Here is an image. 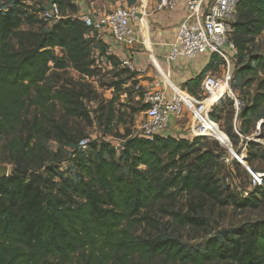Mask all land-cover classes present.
<instances>
[{
	"label": "trees",
	"instance_id": "obj_1",
	"mask_svg": "<svg viewBox=\"0 0 264 264\" xmlns=\"http://www.w3.org/2000/svg\"><path fill=\"white\" fill-rule=\"evenodd\" d=\"M56 3L62 9L63 0ZM47 22L19 0L7 8L0 6V163L6 160L13 165L9 176L0 177V264H146L157 256L169 264H263L264 219L212 236L204 249H188L176 237L137 233L145 224L155 228L156 206L171 207L181 194L256 208L264 181L240 198L214 171L219 158L214 151L198 149L193 162L186 164L203 137L150 140L127 132L120 156L119 147L110 141L95 140L87 149H79L78 142L85 136L75 141L70 122L93 121L84 103L90 85L64 78L61 72L72 67L81 76L97 75L94 35L71 15ZM25 24L30 28H22ZM263 30L264 0H242L231 33L238 50L233 82L264 71V54L248 53V43ZM215 67L218 64L210 62L193 84L186 85L188 91L198 95L205 73ZM134 77L133 73L137 83ZM254 79L244 84L249 86ZM124 84L127 80L111 85L119 92ZM257 89L251 104L239 95L244 102L241 118L264 102V78L258 79ZM228 100L234 105L228 98L217 107ZM115 101L116 96L104 114L109 129L120 119ZM144 109L145 104L133 111ZM213 113L211 117L220 123ZM97 120L103 125L102 116ZM235 127L244 136L242 127L237 123ZM52 137L61 143L59 149H68L66 159H50L45 141ZM66 160L75 171L71 175L59 166ZM161 211L173 215L180 225L205 223L181 209Z\"/></svg>",
	"mask_w": 264,
	"mask_h": 264
},
{
	"label": "rangeland",
	"instance_id": "obj_2",
	"mask_svg": "<svg viewBox=\"0 0 264 264\" xmlns=\"http://www.w3.org/2000/svg\"><path fill=\"white\" fill-rule=\"evenodd\" d=\"M12 1L4 0L0 6L7 8ZM25 1V4L32 6L33 10L41 20H45L44 12L51 4V0H19ZM28 1V2H27ZM105 2L106 0H100ZM119 1V0H116ZM101 3V2H100ZM123 4L127 7H136L139 5V0H123ZM72 0H63L62 11L64 16H70L77 9V5ZM104 8V7H103ZM70 11V12H69ZM112 11L111 7L107 6L105 13ZM47 26V25H46ZM22 28L28 29L30 26L23 25ZM37 29V25L34 26ZM94 35L91 39L95 43L92 51V57L95 62L99 60L101 67H98L97 75L93 77L81 76L72 67H68L64 72H61L64 78H73L74 80H81L87 82L89 87V95L84 99L85 106L90 111L92 122H87L82 119H71L70 125L73 128V136L75 141L82 137H91L93 141H110L117 144L124 143V134L129 132L131 135H137L140 132L139 124L144 118L143 111H133L141 108L144 105V95L136 93L134 90L132 80V70L123 67L118 59L109 60L111 53H108L109 45L101 40H97ZM109 39V38H108ZM107 39V40H108ZM249 54H264V30L255 37V39L248 43ZM103 56V59H101ZM113 56V55H112ZM115 57V56H114ZM116 58V57H115ZM210 62L213 63L211 60ZM255 77L254 82L249 86L245 85L248 78ZM264 78V71H260L258 75L251 74L244 78L237 77L232 83V88L236 94L241 96L243 101H248L250 104L253 101L255 94L258 92V79ZM127 80V84L123 85L121 91L115 92L111 85L114 81ZM116 96L114 108L120 119L113 121L112 126H109L105 115L108 108L109 101ZM195 96H198L195 94ZM244 102L241 103L239 111L235 108L230 100H228L223 107H216L214 116L220 120L219 126L221 130H215L214 137L211 139L199 140L192 148V154L187 158L186 164H191L196 156L198 149L202 151L210 150L219 155L217 165L214 168L217 176L230 184V192L235 196L242 198L244 191L248 189L251 180L252 172H264V102L253 114L247 117H240V110ZM105 114V115H104ZM98 116H102V124L97 120ZM174 119L172 118V122ZM190 119L184 118L179 123L182 127L189 126ZM239 124L244 132V137L236 136L235 125ZM222 125V127H221ZM260 126V129H258ZM260 130V131H259ZM230 131V134H229ZM257 132V134H256ZM179 135V134H177ZM256 135V136H255ZM176 136V135H175ZM179 137V136H178ZM47 147L52 152L50 159L52 161L64 160L67 158L68 149L61 148V143L57 142L56 138L52 137L45 141ZM119 147V146H118ZM117 147V148H118ZM121 147V146H120ZM118 149V156L121 155V148ZM250 150L252 154H249ZM73 149V147H71ZM237 151L241 156H246L242 161L237 158L231 159L230 162H223L220 159L222 154H226L232 158V152ZM0 164L9 166V174L12 172L13 165L3 160ZM122 170L126 171L127 167L124 160H121ZM225 183V184H226ZM224 186V185H223ZM225 187V186H224ZM226 188V187H225ZM245 189V190H244ZM264 187L260 189L257 196L260 198L258 207H239L232 203L222 204L214 199H201L199 196L193 194H181L171 201V207L168 203H163L156 206L153 210L152 216L156 223L155 228L151 225H142L137 228L138 234H145L151 236L162 237H176L188 249H204L208 239L212 236L222 235L224 232L238 230L241 226L253 224L258 220L264 219ZM162 208H169L173 210L181 209L182 212H190L192 215H197L204 220L202 226H195L192 224L180 225L173 218V215L166 214L161 211ZM146 264H169L165 261L163 256H157L149 260ZM171 264V263H170ZM212 264H230V263H212ZM264 264V263H263Z\"/></svg>",
	"mask_w": 264,
	"mask_h": 264
},
{
	"label": "built area",
	"instance_id": "obj_3",
	"mask_svg": "<svg viewBox=\"0 0 264 264\" xmlns=\"http://www.w3.org/2000/svg\"><path fill=\"white\" fill-rule=\"evenodd\" d=\"M241 1L158 0L156 5L158 10L174 8L181 2H184L187 8V14L178 27L176 40L171 45L167 55V61L173 63L181 58L195 59L200 55L207 54L211 56L214 64L221 66L222 70L217 74L207 75L202 82L201 94L194 96L188 90L173 83L169 72L161 67L158 58L150 49V59L156 69V74L146 85L139 82L133 85L136 93L144 95V118L138 126L140 132L137 135L139 137L152 140L156 136H172L169 133L171 124L174 121L180 122L188 117L190 119L189 126L186 128L185 134L181 136L182 138H215V130L221 129L219 122L211 117L214 108L220 105L223 100L229 98L239 111L242 101L232 88L238 50L231 39V33L233 23L237 19V6ZM147 3L148 0H139V5L136 7L119 5L99 19H94L86 13L79 14L76 17L91 29L90 34L96 35L101 40L106 41L109 36H112L116 43L132 46L137 42L138 34L141 36L143 44L147 46V44L151 45V42L146 41L144 32L145 27L148 29ZM44 17L45 20L54 23L64 17V14L60 6L54 2L51 8L45 10ZM133 19L138 23L137 29L132 26ZM101 59H103V56H101ZM119 61L123 67L132 71L136 70L134 62L129 57L119 58ZM96 65L101 67L99 60L96 61ZM139 72L143 73L144 69H140ZM157 76L163 79L164 89L159 88ZM167 88L173 90L171 98L167 97ZM223 88V95L218 99L215 98ZM172 118L174 119L173 122ZM235 129L237 134L243 138L244 136L236 127ZM258 129H260V126H258ZM92 141L91 137H84L79 140L78 148L85 150ZM113 144L115 145V143ZM117 145L122 146V144ZM244 150L247 151V147ZM235 153L236 155L232 153V158L225 155L221 160L223 162H230L234 158L240 160L239 156L241 155L237 151ZM59 166L63 171L70 172V175L75 172L67 160ZM263 181L264 172H252L250 185L244 191V195L248 196L249 192L261 186Z\"/></svg>",
	"mask_w": 264,
	"mask_h": 264
},
{
	"label": "crops",
	"instance_id": "obj_4",
	"mask_svg": "<svg viewBox=\"0 0 264 264\" xmlns=\"http://www.w3.org/2000/svg\"><path fill=\"white\" fill-rule=\"evenodd\" d=\"M122 1L123 0H106L105 2L100 0H72L73 4L75 3V5H77V9L71 12V16L76 17L79 14L86 13L91 15L94 19H99L101 16L106 14L105 10L107 6L111 7L112 10L119 5L125 6ZM157 2L158 0H148L146 7L149 30L145 27L144 32L146 41L148 43L151 42V45H144L141 36L138 34L137 42L132 46L118 44L112 36H109V39L106 41L99 39V37L97 40L105 41L109 45V53L115 56L118 60L119 58L129 57L136 66V70L132 71L135 75L134 79L142 85H146L156 74V69L149 54V50L152 49L154 55L158 58L161 67L166 72H169L173 83L183 89L189 90L186 85L193 84V82L196 81L199 75L207 69L212 58L210 55L204 54L195 59L181 58L177 62L173 63H169L167 61V55L171 49V45L176 40L178 27L187 14V8L185 3L181 2L174 8L158 10L156 8ZM131 23L132 26L137 29V21L133 19ZM140 69H144V72H139ZM160 70L163 71L162 69ZM221 70V66L218 65V67L208 70L205 73L204 78L210 74H217ZM157 79L159 82V88L164 89L163 79L159 76H157ZM200 90L202 92V83L200 85ZM189 92L195 96L193 91ZM201 92H199L198 95H200ZM166 93L167 97L171 98L173 90L171 88H167ZM185 132L186 128L182 127L179 122L174 121L169 128V133L172 136L176 135L181 137L185 134Z\"/></svg>",
	"mask_w": 264,
	"mask_h": 264
},
{
	"label": "water",
	"instance_id": "obj_5",
	"mask_svg": "<svg viewBox=\"0 0 264 264\" xmlns=\"http://www.w3.org/2000/svg\"><path fill=\"white\" fill-rule=\"evenodd\" d=\"M56 2V0H51V4L48 8H51L52 4ZM234 155H236L235 151L232 152ZM242 161V160H240ZM9 176V166L0 164V177H6Z\"/></svg>",
	"mask_w": 264,
	"mask_h": 264
},
{
	"label": "bare ground",
	"instance_id": "obj_6",
	"mask_svg": "<svg viewBox=\"0 0 264 264\" xmlns=\"http://www.w3.org/2000/svg\"><path fill=\"white\" fill-rule=\"evenodd\" d=\"M221 92L217 94V96H215V98L217 97L220 98L222 95H223V92H224V88L222 90H220Z\"/></svg>",
	"mask_w": 264,
	"mask_h": 264
}]
</instances>
